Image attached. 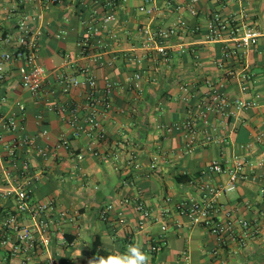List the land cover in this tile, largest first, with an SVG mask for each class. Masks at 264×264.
<instances>
[{
	"label": "crops",
	"instance_id": "1",
	"mask_svg": "<svg viewBox=\"0 0 264 264\" xmlns=\"http://www.w3.org/2000/svg\"><path fill=\"white\" fill-rule=\"evenodd\" d=\"M162 2L168 11L156 18V25L168 27L178 18H185L196 30L172 40L169 64H164L156 53H149L140 64L132 61L144 55L138 48L139 30L148 20L139 11L142 0L118 2V24L108 28L102 26L106 0H0V37L15 33L23 18L35 17L34 27L42 32L40 61L49 71L84 63L78 58V41L84 31L82 22L91 20L100 53L106 61L114 62L111 68L94 71L99 87L104 88L108 81L119 85L112 97V109L101 118L107 139L94 144V149L104 156L101 159L88 150L82 151L86 141L72 138V130L62 116L45 113L36 104L21 85L17 64L6 66L8 78L0 86V116L14 111L15 101H22L28 133L47 130L51 146L62 137L69 139L71 145L47 160L33 151L22 154V159L30 161L32 175L38 178L34 202L53 201L57 208L50 246L41 249L37 245L36 250L30 251V264H88L98 240L109 254L124 252L134 242L149 254L150 247L156 245L157 252L149 254L151 264H184V252L190 256V264H264V164L260 165L264 161V144L255 142L264 129V37L258 47L247 51L242 62L229 63L225 69L236 74L226 81L224 91L228 97L249 99L261 94L259 108L230 117H212L218 134L213 142L202 143L191 153H187L178 134L166 136L156 129L157 125L181 121L189 105L208 95L206 82L217 85L221 79L224 71L217 68V63L222 58V45L207 40L211 15L218 12L222 17H234L238 23L241 15L246 16L249 25L264 33V0H203L196 17L182 8L187 0H173L169 8ZM5 50L0 41V57ZM138 71L142 73L143 95L136 99L129 90V79ZM248 73L255 75L256 83L248 84L249 92L243 94L242 75ZM183 87L188 91H183ZM3 97L7 98L6 103L1 101ZM73 97L83 103L82 91H76ZM186 98L190 99L189 104ZM42 112L45 122L39 125L36 116ZM246 145L251 148L244 151L242 147ZM155 155L161 157L157 168L151 170ZM235 155H244L252 163L249 179L241 182L235 192L222 195L219 202L240 218L258 221L261 234L239 254L226 251L215 257V238L202 228H189L174 208L178 202L199 196L200 179L226 182V176L213 175L208 167L213 160L227 161ZM9 169L10 162L0 158V194L23 183V176L17 173L7 180L5 172ZM108 205L114 209L108 220L102 221L100 211ZM139 205L158 216L168 207L173 218L167 232L161 230L160 221H149L140 227L136 211ZM15 209L13 197H0V224ZM62 212L66 218L59 216ZM174 220H180L182 226H176ZM21 223L33 225L27 217H21ZM9 237L10 243L15 242L13 232ZM23 259L24 255L13 254L9 246L0 242V264H22Z\"/></svg>",
	"mask_w": 264,
	"mask_h": 264
},
{
	"label": "built area",
	"instance_id": "2",
	"mask_svg": "<svg viewBox=\"0 0 264 264\" xmlns=\"http://www.w3.org/2000/svg\"><path fill=\"white\" fill-rule=\"evenodd\" d=\"M57 0H53L56 2ZM165 7L172 6L173 0H142L139 11L146 15L147 23L139 30V49L144 54L132 59L140 64L149 53H156L164 64L171 62V45L173 39L184 38L196 32L191 29L187 19L178 18L168 27L155 24L157 17L165 15L168 11ZM203 0H187L183 5L184 11L191 17L199 13V5ZM219 1V0H218ZM96 2V1H95ZM118 2L126 3L127 0H106L105 13L102 26L118 24ZM178 7L177 10H180ZM181 8V10H182ZM241 23L234 17H222L220 13H213L207 24V40L222 45L221 60L217 68L221 71V79L217 85L207 81L209 88L207 96L197 100L188 106L186 116L179 122L169 125H157L156 129L163 135L178 134L185 143L187 153L193 152L202 143L213 142L218 134V128L212 123V117H230L236 112L259 108L262 100L261 94H255L249 99L244 97L230 99L224 88L229 78L236 76L228 69L229 63L242 62L250 48H256L264 33L257 27L246 22V16H240ZM84 31L78 41V58L83 64H66L59 71L47 70L40 61L42 32L34 27L35 17H25L19 21L13 34H3L0 41L6 50L0 57V86L8 78L6 66L17 64V71L21 79L23 89L36 101V104L45 113L62 116L72 130V138L85 140L82 151H90L94 157L104 159V156L94 149V144H99L107 139V132L101 123V118L112 109V97L119 89V85L110 81L100 88L94 71L113 67V61H106L99 51V42L96 41V29L91 20L83 22ZM232 44V45H230ZM131 61V60H130ZM233 61V62H232ZM129 90L134 97L139 99L143 95L142 73L133 74L129 79ZM241 92H249L248 84L256 83L254 74L242 75ZM187 92L186 87L182 88ZM76 91H82L83 103L75 101L73 95ZM3 103L7 98L1 99ZM185 101L189 104L190 99ZM14 111L0 116V158L10 162L9 171L5 172L7 180H11L14 174H21L23 183L15 189L3 190L0 197H13L16 209L0 224V242L9 246L15 255H24L22 264H30L29 252L38 247L47 249L51 243V228L54 215L57 213L56 204L53 201L34 202L35 185L38 178L31 173L29 160L22 159L25 150L33 151L37 157L47 160L61 149L70 148V140L66 137L59 139L55 146H51L47 139L49 133L42 130L38 134L28 133L25 127L27 111L22 101L14 102ZM39 125L45 122V115L39 113L36 116ZM10 136L7 141L6 137ZM255 142L264 144V129L256 137ZM251 145L242 147L244 151ZM161 155H155L151 164V170L157 168ZM252 163L246 160L244 155H235L227 161L213 160L208 172L227 177L226 182H214L212 180H199L196 198L178 202L174 213L179 218L187 221L189 228H202L215 238L216 249L213 255L218 257L221 253L229 252L239 254L248 245L256 241L261 234V226L258 221H249L237 216L235 211L226 209L219 202V198L227 193L235 192L241 182L249 179L248 168ZM264 164L261 161L260 165ZM252 169V168H251ZM264 194V189H262ZM114 209L113 205L101 209L100 219L108 220L109 213ZM140 215L139 226L144 227L149 221L162 222L161 230L167 232L168 223L172 221V211L167 207L158 216L152 211L139 205L136 207ZM61 218H66V213H60ZM21 217H27L32 226L21 223ZM176 226L181 227L180 220H174ZM13 232L16 240L13 243L9 233ZM10 244V245H9ZM157 246L152 245L149 254L157 252ZM184 264H190V256L183 253Z\"/></svg>",
	"mask_w": 264,
	"mask_h": 264
},
{
	"label": "clouds",
	"instance_id": "3",
	"mask_svg": "<svg viewBox=\"0 0 264 264\" xmlns=\"http://www.w3.org/2000/svg\"><path fill=\"white\" fill-rule=\"evenodd\" d=\"M88 264H151V257L141 244L134 242L124 252L116 250L108 255L94 256Z\"/></svg>",
	"mask_w": 264,
	"mask_h": 264
},
{
	"label": "trees",
	"instance_id": "4",
	"mask_svg": "<svg viewBox=\"0 0 264 264\" xmlns=\"http://www.w3.org/2000/svg\"><path fill=\"white\" fill-rule=\"evenodd\" d=\"M93 247H94V250L92 252V256L93 257L94 256H101V255H108L109 254V253H107L106 251H104L102 249V244H101V242L99 240L94 243Z\"/></svg>",
	"mask_w": 264,
	"mask_h": 264
}]
</instances>
